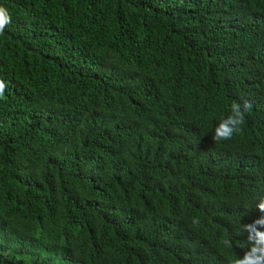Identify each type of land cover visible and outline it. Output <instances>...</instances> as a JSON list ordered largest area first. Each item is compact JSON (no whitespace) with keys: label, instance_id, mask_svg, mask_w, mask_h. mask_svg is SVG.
Returning <instances> with one entry per match:
<instances>
[{"label":"trees","instance_id":"trees-1","mask_svg":"<svg viewBox=\"0 0 264 264\" xmlns=\"http://www.w3.org/2000/svg\"><path fill=\"white\" fill-rule=\"evenodd\" d=\"M0 7V264L242 258L264 231V0Z\"/></svg>","mask_w":264,"mask_h":264},{"label":"clouds","instance_id":"clouds-1","mask_svg":"<svg viewBox=\"0 0 264 264\" xmlns=\"http://www.w3.org/2000/svg\"><path fill=\"white\" fill-rule=\"evenodd\" d=\"M10 17L7 16V10L4 7H0V33L3 32L4 24ZM2 89H0V96H2ZM252 109L251 101L245 100L243 105L240 103H233L231 106V115L226 119L221 120L213 135V140L220 142L222 140H230L235 134L242 131L241 125L244 123L245 113L250 112ZM257 209L264 213V199L256 205ZM197 221H193L196 223ZM254 223H264V216L258 218ZM248 225L243 226V230L247 231ZM249 241H254L249 251L245 252L242 258H236L232 264H264V231L257 230L255 234H249ZM224 243L231 246L230 241L225 240Z\"/></svg>","mask_w":264,"mask_h":264}]
</instances>
